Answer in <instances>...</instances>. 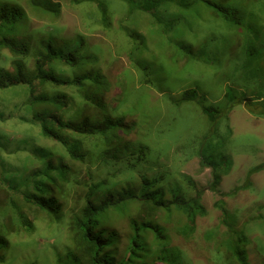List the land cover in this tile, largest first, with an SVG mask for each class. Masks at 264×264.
I'll return each instance as SVG.
<instances>
[{
    "label": "rangeland",
    "instance_id": "1",
    "mask_svg": "<svg viewBox=\"0 0 264 264\" xmlns=\"http://www.w3.org/2000/svg\"><path fill=\"white\" fill-rule=\"evenodd\" d=\"M12 1L22 7L23 21L9 36L20 34L19 41L28 44L29 69H34L40 40L52 38L55 46L69 44L76 50L79 65L62 67L65 76L78 80L76 85L63 87L76 96V102L91 111L102 108L104 101L111 107L114 97L121 96L118 117L135 124L122 135L134 152L143 146L147 157L135 172H123L118 179L127 181L132 176L138 185L143 175H162L168 197L177 194L181 202L201 193L207 213L197 218L194 234L185 238L180 232V217L174 222L161 221L172 237L171 244L183 249L191 264H221L218 250L236 236V245L247 252L250 263L264 264V20L257 23L261 40L245 36L244 45L240 41L230 49L216 23L193 30L186 16L178 30L189 39L179 42L204 47L206 62L189 61L182 54L171 60L174 47L168 45L174 44V37L162 36L158 30L153 34L150 17L142 12L129 16L127 5L120 0H104L109 26L102 23L94 3L52 0L58 11L51 13L39 8H49L46 2ZM10 13L6 11L9 17ZM248 31L257 33L254 26ZM136 35H145L146 42ZM1 54L9 58L3 61L0 56V71L13 70V55L9 50ZM90 54L98 56L96 63L87 60ZM132 59H138L143 70L132 65ZM189 89L197 92V99L176 100ZM27 96L23 87L0 88L3 178L4 162L24 165L26 149L36 147L26 133L38 139L34 142L38 146L62 149L51 140L40 139L39 127L18 120L21 114H28L19 106ZM95 142L86 139L87 146ZM16 148L19 153L9 157V151ZM201 211L199 208L198 213ZM118 224L128 231L127 221L119 219ZM185 224L182 222L183 228ZM61 239L59 230L49 235L39 231L16 234L10 237L11 246L4 251L1 264H57Z\"/></svg>",
    "mask_w": 264,
    "mask_h": 264
},
{
    "label": "trees",
    "instance_id": "2",
    "mask_svg": "<svg viewBox=\"0 0 264 264\" xmlns=\"http://www.w3.org/2000/svg\"><path fill=\"white\" fill-rule=\"evenodd\" d=\"M30 1L37 5L48 3L47 9L39 7L44 12L58 11L52 0ZM120 1L127 5L129 16L136 12L147 14L153 34L158 30L162 36L174 37V44L168 45L174 47L171 60L182 54L189 61L206 62L204 47L179 42L182 38L189 39L184 33L180 36L178 30L186 16L193 30L198 25L216 23L228 39L230 49L235 43L243 42L245 36L261 40L257 23L264 20V0ZM72 2L96 4L102 23L110 25L104 0ZM22 11L18 3L0 0V56L6 61L9 56L1 51L9 50L14 58L13 70L0 71V88L27 90L28 96L19 106L28 114H21L18 120L39 127L40 139L51 140L62 149L38 146L35 144L38 139L26 133L34 139L36 147L31 151L26 149L24 165L4 162V178L0 176V264L5 262L4 251L11 246L10 237L37 231L49 235L56 230L62 231L57 264H191L185 251L171 244L172 237L161 221L174 222L180 217L177 220L180 232L185 238L194 234L197 218L207 213L201 193L181 202L177 194L168 197L162 175L154 178L143 175L138 185L132 182V176L127 181L118 179L123 172H135L147 157L143 146L134 152L123 136L135 124L129 125L123 117H118L121 96L114 97L111 107L103 100L102 108L91 111L76 102V96H70L63 87L76 85L78 80L65 76L62 68L79 65L76 50L69 44L55 46L52 38L40 40L34 69H29L28 44L19 41L20 34L17 38L9 36L23 19L20 20ZM252 26L257 31L254 35L248 31ZM136 36L146 42L145 35ZM89 56L88 61L96 63L99 59L95 54ZM131 63L143 70L138 59H132ZM96 74L99 79L100 74ZM196 97L197 92L189 89L176 100ZM81 108L83 111H79ZM89 138L96 142L87 146ZM9 152V157L19 153L17 148ZM118 218L127 221V232L120 228ZM182 222L186 223L184 228ZM235 237L224 242L225 247H221L222 242L218 245L221 247L218 260L221 264H251L247 252L236 245Z\"/></svg>",
    "mask_w": 264,
    "mask_h": 264
}]
</instances>
